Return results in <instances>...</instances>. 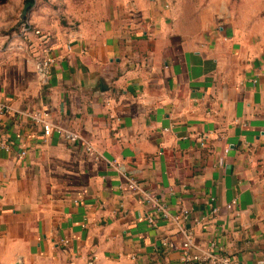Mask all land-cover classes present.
Segmentation results:
<instances>
[{
  "label": "crops",
  "instance_id": "crops-1",
  "mask_svg": "<svg viewBox=\"0 0 264 264\" xmlns=\"http://www.w3.org/2000/svg\"><path fill=\"white\" fill-rule=\"evenodd\" d=\"M99 1L62 26L34 0L29 31L0 35V264H180L183 234L148 221L114 159L190 209L197 247L264 264V18L202 28L160 0ZM38 109L101 156L21 113Z\"/></svg>",
  "mask_w": 264,
  "mask_h": 264
},
{
  "label": "rangeland",
  "instance_id": "rangeland-1",
  "mask_svg": "<svg viewBox=\"0 0 264 264\" xmlns=\"http://www.w3.org/2000/svg\"><path fill=\"white\" fill-rule=\"evenodd\" d=\"M26 0H0V35H22V21L28 20L27 13L31 7H39L50 11L47 16L48 25L76 26L78 19L71 16L84 13L85 10H102L105 6L99 0H35L27 8L25 16L22 11ZM107 3V2H106ZM164 9L173 10L181 22L195 27H208L226 19L237 21H256L264 18V0H160ZM29 21V20H28ZM14 264H54L43 259L18 262Z\"/></svg>",
  "mask_w": 264,
  "mask_h": 264
},
{
  "label": "built area",
  "instance_id": "built-area-1",
  "mask_svg": "<svg viewBox=\"0 0 264 264\" xmlns=\"http://www.w3.org/2000/svg\"><path fill=\"white\" fill-rule=\"evenodd\" d=\"M30 27L31 23L28 20L22 21L21 28L23 32L26 33L29 31ZM53 61L54 57L52 55H47L36 62V68L41 76L46 74L49 65ZM9 110H11V106L0 98V113ZM21 113L40 123L43 127L44 135H49L52 130H56L70 142L82 141L85 151L94 158H99L101 156L99 149L89 141L84 140V138L77 131L59 124L52 123L48 118V111L43 109L24 110L21 111ZM3 147L8 148V146L5 144H3ZM24 153V150L20 152V154ZM111 164L124 176L127 187L132 191L140 193L144 201L150 206L153 212V214H149L147 216L150 223L155 225L158 219H166L168 221L174 222L177 225L178 230L184 236V240L180 244L182 249L180 264H235L231 257L218 252L219 246H217V243L214 240L210 241L205 247L196 246L191 230L185 226V223L189 219L190 215L189 208L182 207L176 212H171L165 202L159 199L156 194L140 185L133 176L122 172L118 168V162L116 159L112 160ZM210 199L213 200V197H210ZM233 203H235V200L232 201V204ZM217 209L218 208L216 206H212L210 212L215 213ZM199 222V219H195V223ZM63 242L67 243L68 239H64ZM193 246H196L199 251L191 252L189 249Z\"/></svg>",
  "mask_w": 264,
  "mask_h": 264
},
{
  "label": "water",
  "instance_id": "water-1",
  "mask_svg": "<svg viewBox=\"0 0 264 264\" xmlns=\"http://www.w3.org/2000/svg\"><path fill=\"white\" fill-rule=\"evenodd\" d=\"M28 7H29V4L28 3H25L24 8H23V11H22V17L25 16V13H26Z\"/></svg>",
  "mask_w": 264,
  "mask_h": 264
},
{
  "label": "trees",
  "instance_id": "trees-1",
  "mask_svg": "<svg viewBox=\"0 0 264 264\" xmlns=\"http://www.w3.org/2000/svg\"><path fill=\"white\" fill-rule=\"evenodd\" d=\"M26 2L31 6L34 0H26Z\"/></svg>",
  "mask_w": 264,
  "mask_h": 264
}]
</instances>
